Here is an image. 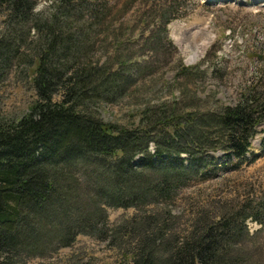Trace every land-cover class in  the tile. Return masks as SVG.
Wrapping results in <instances>:
<instances>
[{"label":"trees","instance_id":"trees-1","mask_svg":"<svg viewBox=\"0 0 264 264\" xmlns=\"http://www.w3.org/2000/svg\"><path fill=\"white\" fill-rule=\"evenodd\" d=\"M87 1L59 0L60 7L44 18L34 10L36 0H0V80L14 60L26 61L38 96L19 117L0 115V264H27L46 250L70 246L79 233L100 236L106 232L101 220L106 204L136 209L131 217L136 221L120 233L136 231L137 244L129 253L123 250L117 264H234L232 240L245 230L244 216L221 215L218 222L195 218L192 225L198 226L185 230L172 222L168 208L143 205L157 197L169 200L176 187L210 176L218 151L227 161L243 158L264 121V85L251 83L222 110L182 113L158 103L142 109V127L106 122L92 100L121 96L138 61L128 65L115 55V65L80 62L82 39L60 19L74 17L71 9ZM167 21L160 16V23ZM90 180L112 189L95 188ZM73 191H83L93 209L91 215L73 206L78 212L70 224L63 221L65 209H73L67 203ZM45 235L56 242L43 244Z\"/></svg>","mask_w":264,"mask_h":264},{"label":"rangeland","instance_id":"rangeland-1","mask_svg":"<svg viewBox=\"0 0 264 264\" xmlns=\"http://www.w3.org/2000/svg\"><path fill=\"white\" fill-rule=\"evenodd\" d=\"M56 7H60L59 0H36L34 10L45 18ZM71 11L74 17L68 15L60 21L71 24L73 35L82 39L80 62L115 65V55L127 59L128 65L138 61L121 96L114 101L92 100L93 110L106 122L142 127V109L158 103L175 106L182 113L222 110L234 105L251 83L264 85V0H88ZM161 15L169 21L160 23ZM49 24L54 25L51 20ZM2 26L0 19V31ZM27 66L26 61L14 60L0 80L3 117H19L38 98ZM216 155L217 166L210 176L194 177L176 187L169 200L157 197L143 206L168 208L174 216L172 222L185 230L198 226L192 225L195 218L218 222L221 215L244 216L245 230L232 240L230 253L238 259L234 264H264V121L245 158L227 161L221 151ZM89 182L95 188L112 189L104 181ZM88 202L83 191H73L67 203L92 215ZM74 207L65 209L68 217L63 222L75 223L72 215L78 211ZM101 208L106 216L101 219L104 226H98L105 233H79L70 246L52 252L45 249V255L30 257L27 264L119 263L122 251L129 253L137 244L136 231L124 237L120 233L124 225L136 221L131 218L136 209L110 204ZM112 231H116L112 238L104 236ZM46 235L43 244L56 242Z\"/></svg>","mask_w":264,"mask_h":264},{"label":"bare ground","instance_id":"bare-ground-1","mask_svg":"<svg viewBox=\"0 0 264 264\" xmlns=\"http://www.w3.org/2000/svg\"><path fill=\"white\" fill-rule=\"evenodd\" d=\"M196 56H197V55H196ZM196 56L193 57V61H194V59L196 58Z\"/></svg>","mask_w":264,"mask_h":264}]
</instances>
